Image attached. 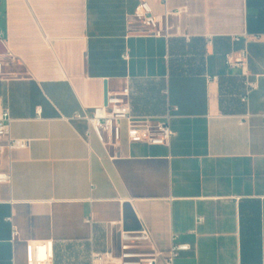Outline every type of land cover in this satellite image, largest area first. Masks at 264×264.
Listing matches in <instances>:
<instances>
[{
    "label": "crops",
    "instance_id": "1",
    "mask_svg": "<svg viewBox=\"0 0 264 264\" xmlns=\"http://www.w3.org/2000/svg\"><path fill=\"white\" fill-rule=\"evenodd\" d=\"M0 30V113L29 142L0 141V264H27L29 242L92 264L143 229L158 264L173 243L190 245L176 264H264V0H0ZM126 88L169 147L130 143L127 123L100 141L85 117Z\"/></svg>",
    "mask_w": 264,
    "mask_h": 264
},
{
    "label": "built area",
    "instance_id": "2",
    "mask_svg": "<svg viewBox=\"0 0 264 264\" xmlns=\"http://www.w3.org/2000/svg\"><path fill=\"white\" fill-rule=\"evenodd\" d=\"M134 19L141 29L156 37L167 36V14L154 15L147 2H141L137 8ZM3 33L0 30V40ZM263 40L264 37H256ZM235 43L241 42L240 37L233 39ZM248 50L245 47L240 51V59L236 66L246 70ZM5 80L4 63L0 59V81ZM211 80H217L213 77ZM249 88L253 86L248 84ZM129 89L119 94L108 95L105 104L97 108L91 117H85L100 141L106 145H118L123 140V123H127V139L130 143L143 142L153 146H170L173 132L167 123L151 124L150 121H136L132 116V107L129 101ZM247 102V97L242 98ZM77 118L81 119L80 115ZM11 117L9 111L0 113V141L7 140L10 149H26L29 142L11 138ZM9 175H0V182H9ZM17 236L14 229L13 237ZM176 240V239H174ZM150 235L146 229L140 235L123 234L120 251L114 253H94L92 264H158L162 255L149 246ZM190 250V245L173 243L170 256L164 259V264H176L181 253ZM54 244L52 242H29L27 264H53Z\"/></svg>",
    "mask_w": 264,
    "mask_h": 264
}]
</instances>
